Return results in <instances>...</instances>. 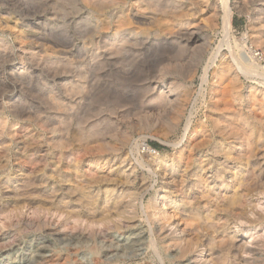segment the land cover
<instances>
[{
  "label": "rangeland",
  "instance_id": "374dc122",
  "mask_svg": "<svg viewBox=\"0 0 264 264\" xmlns=\"http://www.w3.org/2000/svg\"><path fill=\"white\" fill-rule=\"evenodd\" d=\"M261 1L229 0L242 7L232 18L237 48L225 39L220 0H180L177 13L172 0H0V264H42L44 256L59 258L54 264H264V220L256 219L264 217V78L233 65L253 53L264 60ZM197 28L206 45L184 52L175 38ZM160 77L167 88L180 84L179 105L147 119L136 107ZM123 106L133 124L118 128ZM86 125L115 127L93 141L81 135ZM211 128L241 144L239 169L252 176L243 205L225 201L214 219L213 200L194 183ZM149 147L163 157L160 169ZM173 157L191 166L190 217L156 211L157 172ZM135 176L145 186L129 190ZM20 222L42 228L17 235ZM176 236L196 246L183 255Z\"/></svg>",
  "mask_w": 264,
  "mask_h": 264
},
{
  "label": "bare ground",
  "instance_id": "6f19581e",
  "mask_svg": "<svg viewBox=\"0 0 264 264\" xmlns=\"http://www.w3.org/2000/svg\"><path fill=\"white\" fill-rule=\"evenodd\" d=\"M184 1H187L190 3L193 0H184ZM220 1H222V7L220 5H218L216 7V13L218 15H221V17H222L223 26H224L223 33L226 36L225 39L232 41V43L238 48L239 43L235 39L233 40V38H231L232 37L231 31L233 28L232 18L234 15V11L240 10V8L242 9V7L238 6L237 4H234L233 7L230 6L229 0H220ZM172 3L174 4V6H173L171 11L173 13H177L179 8H180V0H172ZM191 6H192V8L190 9V15L196 17L198 14L197 6H193V4ZM161 12L162 13L166 12V9L165 8L162 9ZM255 18L257 21L264 23V0H262L261 3L259 4V7H257ZM175 39L180 41L179 42L180 45H178V46H180V48L184 52H188V51L196 49L197 47L199 48V46H205L206 45V41L203 40V38H201V36H199L198 28L194 29V30L190 29V30H185L183 32H180V33H178L177 38H175ZM156 45H158V44H156ZM251 53H253V52H251ZM255 53H257V52H255ZM253 54L251 55L249 61H241L240 59L238 60L236 58H233L234 59L233 65L236 67V69L241 74L243 73V75L245 74V75L252 76V77H263L264 78V67L260 63H258V61H262L263 58H260L258 60L257 58H259V57L256 58L255 57L256 55L254 56ZM216 58H217L216 54L212 55L209 58V61L207 62L205 69H204V80L207 78L211 64H213L215 62ZM185 74L186 73H184V78L187 77V75H185ZM90 82H92V81H90ZM165 82L166 81L161 79V77H160V78H156L154 81L149 83V85H147V87H146L147 94H148L146 97L147 101L146 100L143 101L144 103L140 107L139 106L136 107V110H140L139 114L145 113V117L147 119H149V117H151V115L153 113H155L156 111L158 112L161 110V111H165V112L170 113L177 108V106L179 105L178 91L181 88V86H180V84H176L175 82L172 81L168 85V88H167V84H165ZM166 89L168 91H166ZM124 100H126V99H124ZM121 102H124V101H120V103ZM238 102H239V106L244 109L246 106L244 103L245 101H243V99H239ZM123 105H125V104L123 103ZM136 105H138V103H136ZM12 107H14V106H12ZM128 108L129 107H127V106H123V109L120 111V114L119 115L117 114L118 116H116V118H115L114 125L116 124V126L118 128H119V126L120 127L121 126L129 127L130 125L133 124L132 119H130V117H129L130 115H128V113H127V112H129ZM223 121L224 122H230L231 119H229L228 117L227 118L225 117ZM243 122L246 123V120H244ZM60 123H62V122H60ZM211 124H212V127H214V128H216L215 126L218 125L216 121H213V123H211ZM106 125H109V124H106ZM114 127L111 126V127L102 128V127H99L97 125H86V126L81 128L80 132H81L82 136H85V137L87 136L86 138H88L90 140L106 141V139L109 137L108 136L110 134L109 132H111L110 130H112V128H114ZM214 128H211V130H209L208 140L205 144V147H206L205 150L199 151L198 153L196 152L197 157L195 159V162H197L199 166L197 169L198 178H197V180H195L194 183L201 190L203 189V192H197V194L200 195V197L203 199H208V200L212 199L214 202L212 204V207L208 208V212H209L208 217L210 219H214L218 216V212L220 211V207L224 204L225 201L231 203L232 205H241L242 206L244 203L243 199L244 198L246 199V197H249V195L247 194L248 188H246V186L249 183L250 179L252 178V176L250 174L241 173V171L243 169H239V164L241 163V159H242L241 152H240L242 149L241 144L235 143V142H231V143L228 142L225 138V134L217 133ZM149 149H151L154 153L151 156L152 161L158 166V169H160L161 168L160 167V161L163 157L160 156L159 152H157L156 150H153L151 147H149ZM202 153H204V154H202ZM130 166H132V165L130 164ZM189 167H191L190 164L184 163L183 161L180 160L179 157H173L171 159V163L166 167V169H164L162 171L159 170V171H161V173L157 172V175L159 176V179L161 180V184L159 186V191H161V194L156 199V202L158 205L156 211H160L159 210L160 208L162 209V208H166L167 206H170L171 209H174V211L183 212L186 215V217H190L191 213H188V208L185 207V206H187L186 201H188V196H187L188 194H186L185 189H184L185 184H186L187 179H188V176H189L190 171H191V169H189ZM134 172H131V173L133 174ZM120 173L124 174V172H122L121 170H120ZM15 174H16V171L13 173V176L9 177V179L10 178L15 179V177H14ZM9 179H8V183L10 182ZM138 185L141 187L145 186V180L143 178H141V179L139 178L138 181L136 180V183H134V182L130 183L127 186V188L129 190H132V189L134 190L138 187ZM6 196H8V195H6ZM195 199H196V197H195ZM195 199L191 200L190 203L191 204L194 203ZM182 206H183V208H182ZM196 208H199V207H196ZM156 211L154 213H155V216L157 217V213H159V212H156ZM250 212H252V214H254L253 208L250 209ZM256 219L257 220H264V217H262L261 215H259V216L257 215ZM41 228H42L41 224L31 225V224H26L25 222L24 223L20 222L17 225V232L16 233H17V235H19V234H22L28 230H35V229L40 230ZM231 230H233V229L231 228ZM178 231L179 230L175 229L174 231H171V234H177ZM183 233H184V231H183ZM235 233L236 232H234V231L231 232L232 235L234 234L233 236H236L237 233L236 234ZM16 237L17 236L14 235L13 237H11V239H9L10 244L15 243ZM185 241L186 240L182 239V236H176L175 238H173L171 240V242H173L176 246L181 247V253L183 255L189 253L192 250V247L196 246V244H194L193 242H189V241L185 242ZM240 241L241 240H238L236 243H239ZM184 242H185V244H184ZM241 246L243 247L244 252H247L248 250L251 251L249 249V247L243 246V244ZM96 254H98L97 251H96ZM214 254H216L219 259H223V257H224L221 252H217V253L214 252ZM214 254L212 252H210L208 257H210L211 255H214ZM44 257H43L44 259H42L40 262L42 264H54L57 261V259H59V258H55V256H51V257L50 256H44ZM206 261L208 263H211V260L206 259ZM95 264H102L101 259H97V262H95Z\"/></svg>",
  "mask_w": 264,
  "mask_h": 264
},
{
  "label": "trees",
  "instance_id": "16d2710c",
  "mask_svg": "<svg viewBox=\"0 0 264 264\" xmlns=\"http://www.w3.org/2000/svg\"><path fill=\"white\" fill-rule=\"evenodd\" d=\"M154 146H157L158 147V145H154Z\"/></svg>",
  "mask_w": 264,
  "mask_h": 264
}]
</instances>
